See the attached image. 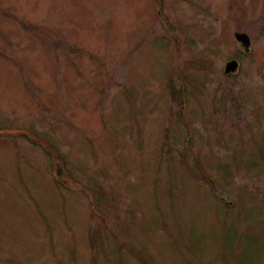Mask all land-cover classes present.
<instances>
[{"label": "rangeland", "instance_id": "obj_1", "mask_svg": "<svg viewBox=\"0 0 264 264\" xmlns=\"http://www.w3.org/2000/svg\"><path fill=\"white\" fill-rule=\"evenodd\" d=\"M261 32L264 0H0V264H264Z\"/></svg>", "mask_w": 264, "mask_h": 264}, {"label": "water", "instance_id": "obj_2", "mask_svg": "<svg viewBox=\"0 0 264 264\" xmlns=\"http://www.w3.org/2000/svg\"><path fill=\"white\" fill-rule=\"evenodd\" d=\"M237 37L239 40L244 42L246 45H249V40H248V37L246 35H238ZM237 67H238L237 62H231L227 65L226 72L227 73L234 72L237 70Z\"/></svg>", "mask_w": 264, "mask_h": 264}]
</instances>
